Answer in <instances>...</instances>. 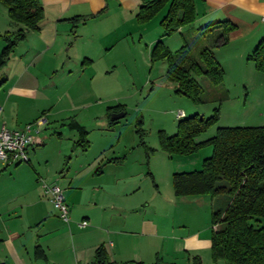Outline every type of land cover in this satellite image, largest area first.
I'll return each mask as SVG.
<instances>
[{
	"label": "crops",
	"instance_id": "1",
	"mask_svg": "<svg viewBox=\"0 0 264 264\" xmlns=\"http://www.w3.org/2000/svg\"><path fill=\"white\" fill-rule=\"evenodd\" d=\"M39 1L44 19L37 30L24 28V39L16 43L0 66V124L14 129L40 114L47 117L37 143L28 149L29 162L0 161L3 205H7L0 239L3 264H92L99 245L105 246L109 260L115 264H191L194 256L200 264H214L210 252L211 197L175 195L172 182L175 172L199 169L202 161L199 167L190 158L181 160L180 167H171L168 162L165 167V159L161 158L162 167H150L147 172L142 163L137 173L127 164V145L118 147L106 134L97 138L101 139L97 144L102 151L89 153L97 137L91 131L98 122L105 119L110 129L109 113L125 114L117 96L104 100L101 94L97 76H109L117 65L106 58V52L121 40L128 41V36L133 40L135 32L131 28L136 27L140 39L132 45L139 50L140 60H151L158 41L172 50L163 41L158 22L156 31L144 37V46L139 44L149 28L135 26L134 15L139 5L149 0ZM192 1L193 21L175 33L183 38L192 29L184 31L188 26L199 33L207 24L227 20L233 26L226 33L227 42L213 49L224 77L240 78L245 90L250 82L253 87L260 86L254 91H264V73L248 60L264 36V0ZM74 17L78 21L73 24ZM88 23L93 29L100 26L106 31L84 41ZM21 27L14 24L17 30ZM123 29L126 32L118 34ZM129 56L125 50L121 61ZM156 65L164 72L167 69L164 59L157 60ZM248 77L252 78L246 83ZM110 88L116 90L114 83ZM82 130L88 142L85 148L77 143ZM199 136L196 141L204 140ZM41 179L63 189L68 222L59 218L57 209L44 195ZM151 181L157 186L153 191L156 194L150 191ZM83 220L87 225L82 228L79 223ZM215 264L224 262L218 260Z\"/></svg>",
	"mask_w": 264,
	"mask_h": 264
},
{
	"label": "trees",
	"instance_id": "2",
	"mask_svg": "<svg viewBox=\"0 0 264 264\" xmlns=\"http://www.w3.org/2000/svg\"><path fill=\"white\" fill-rule=\"evenodd\" d=\"M0 1L6 6L9 18L22 26L16 32H6V44L0 52L2 66L16 43L24 39V28L38 29L44 11L39 0ZM167 5L168 10L160 21L163 35H172L193 21L192 0H149L139 5L136 20L147 21ZM77 19H71L73 24ZM228 23L223 20L201 27L200 36L219 30L213 44L204 46L196 54L187 42L174 52L161 41L156 43L151 61L166 60V76L176 83V92L205 103L207 100L202 98L205 89L197 78H205L210 87L221 84L224 70L213 49L227 42L226 33L233 28ZM248 60L264 73V36L248 55ZM110 116L109 113V124H114L115 120ZM217 120L218 106H215L209 117L198 113L184 115L178 118L175 133L159 134V146L170 156L189 155L206 145L212 148L199 169L173 174L174 193L178 196L208 194L211 197L210 252L214 264L218 260L224 264H264V126H218L211 137L195 140ZM141 131L137 129L138 133ZM77 143L83 148L87 146L85 130ZM92 264L115 263L109 260L105 246L99 245L95 248ZM191 264H200V261L194 256Z\"/></svg>",
	"mask_w": 264,
	"mask_h": 264
},
{
	"label": "rangeland",
	"instance_id": "3",
	"mask_svg": "<svg viewBox=\"0 0 264 264\" xmlns=\"http://www.w3.org/2000/svg\"><path fill=\"white\" fill-rule=\"evenodd\" d=\"M167 10L168 5L144 22H138L136 14L134 15L135 26L144 25L149 28L145 35L141 37L139 43L141 46L145 44L144 37L147 38L153 31H156L157 22L158 24L160 23ZM112 20H115V18L113 17ZM14 24L16 23L9 18L6 6L0 1V35L3 36H0V47L6 44V32L13 33L17 31L14 28ZM86 27L85 36L83 37L84 41L90 40L92 35L96 36L97 34L99 36L106 31L105 27L100 26L98 29H93L92 23L86 24ZM188 28L192 29L185 32L183 38L178 33H173L172 35L162 34L164 36L163 41L172 49V52L177 51L181 47L180 43L182 41V43L187 42L192 52L196 54L204 46H211L218 35V32L214 31L207 33L206 37H202L198 35L197 30L192 25L186 27L184 31L188 30ZM131 29L135 32L133 40L131 36H128V41L121 40L117 47L106 52V58H111L112 62L117 64L114 72L109 76L105 74L101 77L97 76L98 83L102 88L103 99L106 100L108 97L117 96L119 102L124 104L125 114L115 120L116 122L112 124L110 129L106 126L107 121L105 119H101L102 121L98 122V126H95V129L91 131L92 135L97 137L93 141V146H90L89 153L102 151L97 144L101 139L97 138L106 134L115 145L119 144L118 147L127 145V151L130 154L127 164L131 168L136 169L137 173H139L138 168L142 163L143 168L146 167L145 170L147 172L150 167L153 169L162 167L163 158L165 159V167L167 162L171 167H180L181 160L185 162L189 158L195 162V166L199 167L202 159L211 154L212 148L210 145L203 146L194 155L187 156H170L162 151L159 146V134L161 132L165 135L175 133L179 112L187 116L198 113L206 118L212 114L213 108L218 106L217 122L210 126L207 131L201 133L200 139L210 137L218 126H264V91H254L256 87L259 88L260 86L255 84L256 86L253 87L250 82L247 83V79L252 77L246 78V83L249 87L247 90L244 89L243 83L237 77H228L226 75L221 84L216 87H210L208 81L203 77L197 78L205 89L202 98L207 100V102H195L187 95L176 92V83L166 76V71H162L156 65V61L148 60V58L147 62L142 58L140 60L139 50L133 49L132 45V41H135L136 44L138 43L140 32L138 27ZM124 32H126L125 29L119 30L118 34L121 33L122 35ZM128 43H130V46H128ZM125 50H128L130 56L125 62H122L120 55L122 56ZM16 64V61L13 62L12 68ZM4 79H6V76L3 74ZM111 83H114L116 90L111 91ZM211 99L215 100L210 101ZM137 129L142 130L141 133L139 132L140 134ZM53 146L56 147L57 145L53 144ZM150 185L151 192L157 189V186L152 181ZM161 191H165L163 185H161ZM153 193L156 194V192ZM6 207L7 205H3L2 173L0 175V239L3 238V209ZM16 215L14 214L13 218H16ZM262 225H264V219H262ZM2 247L3 244H0V264H3Z\"/></svg>",
	"mask_w": 264,
	"mask_h": 264
},
{
	"label": "built area",
	"instance_id": "4",
	"mask_svg": "<svg viewBox=\"0 0 264 264\" xmlns=\"http://www.w3.org/2000/svg\"><path fill=\"white\" fill-rule=\"evenodd\" d=\"M2 108L0 107V114ZM184 113L179 112L177 118L183 117ZM47 124L45 114H40L33 121L20 128H8L5 124H0V161L7 164L27 163L29 162L28 149L37 143L43 127ZM41 187L44 195L54 205L58 211L59 218L69 221V208L65 201L63 189L56 183H48L41 179ZM87 221L79 223L80 227H85Z\"/></svg>",
	"mask_w": 264,
	"mask_h": 264
},
{
	"label": "water",
	"instance_id": "5",
	"mask_svg": "<svg viewBox=\"0 0 264 264\" xmlns=\"http://www.w3.org/2000/svg\"><path fill=\"white\" fill-rule=\"evenodd\" d=\"M123 116V112H115L113 114H111V120H117L118 118Z\"/></svg>",
	"mask_w": 264,
	"mask_h": 264
}]
</instances>
